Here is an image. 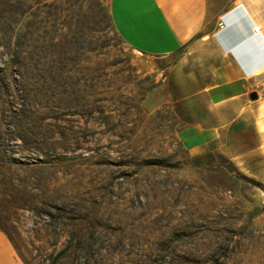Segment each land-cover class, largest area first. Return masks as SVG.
I'll return each instance as SVG.
<instances>
[{"label": "rangeland", "instance_id": "obj_1", "mask_svg": "<svg viewBox=\"0 0 264 264\" xmlns=\"http://www.w3.org/2000/svg\"><path fill=\"white\" fill-rule=\"evenodd\" d=\"M190 56L132 48L109 0H0L3 264L6 232L45 264H264V97L185 98Z\"/></svg>", "mask_w": 264, "mask_h": 264}, {"label": "crops", "instance_id": "obj_2", "mask_svg": "<svg viewBox=\"0 0 264 264\" xmlns=\"http://www.w3.org/2000/svg\"><path fill=\"white\" fill-rule=\"evenodd\" d=\"M109 13L115 30L135 50L154 56L187 50L191 59L211 66L209 80L185 98L204 95L221 113L251 100L253 91L264 97V0H109ZM219 132V123H195L180 134L185 144L196 145ZM1 249L11 256L0 234L3 264Z\"/></svg>", "mask_w": 264, "mask_h": 264}, {"label": "trees", "instance_id": "obj_3", "mask_svg": "<svg viewBox=\"0 0 264 264\" xmlns=\"http://www.w3.org/2000/svg\"><path fill=\"white\" fill-rule=\"evenodd\" d=\"M6 233L9 236V238L11 239V241L13 242L15 248L19 252V254H20V256L23 259V261H24L25 264H45L46 263V260L43 258V256H40V259L38 257H33L31 262L28 261L26 259V257H25V254L23 253L24 251H26V250L23 251V249H24L23 246H19L16 243V241H14L12 239V237L10 236V234L8 232H6ZM63 254H64V250L59 251L56 256H59L60 255V257H58V259H57V261L55 263H53L54 262V260H53V261L50 262V264H63L64 261H65L63 258H61L63 256Z\"/></svg>", "mask_w": 264, "mask_h": 264}, {"label": "water", "instance_id": "obj_4", "mask_svg": "<svg viewBox=\"0 0 264 264\" xmlns=\"http://www.w3.org/2000/svg\"><path fill=\"white\" fill-rule=\"evenodd\" d=\"M249 98H250L251 100H256V99H258V98H259V94H258V92H257V91H253V92H251V93L249 94Z\"/></svg>", "mask_w": 264, "mask_h": 264}, {"label": "built area", "instance_id": "obj_5", "mask_svg": "<svg viewBox=\"0 0 264 264\" xmlns=\"http://www.w3.org/2000/svg\"><path fill=\"white\" fill-rule=\"evenodd\" d=\"M254 31H255V32H259V31H260V28L255 26V27H254ZM257 92H258V91H257ZM263 93H264V92H263ZM258 94L260 95L259 92H258Z\"/></svg>", "mask_w": 264, "mask_h": 264}]
</instances>
